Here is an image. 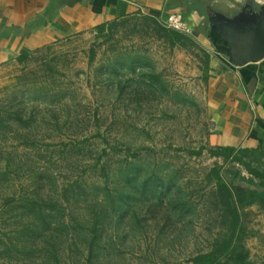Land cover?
I'll list each match as a JSON object with an SVG mask.
<instances>
[{
  "label": "rangeland",
  "instance_id": "1",
  "mask_svg": "<svg viewBox=\"0 0 264 264\" xmlns=\"http://www.w3.org/2000/svg\"><path fill=\"white\" fill-rule=\"evenodd\" d=\"M189 31L140 13L0 64V264H197L238 236L264 264V208L234 231L216 176L252 177L215 154L228 58Z\"/></svg>",
  "mask_w": 264,
  "mask_h": 264
},
{
  "label": "crops",
  "instance_id": "2",
  "mask_svg": "<svg viewBox=\"0 0 264 264\" xmlns=\"http://www.w3.org/2000/svg\"><path fill=\"white\" fill-rule=\"evenodd\" d=\"M180 13L189 30L225 49L211 93L222 111L217 146L264 147V58L232 62L221 22L251 23L264 14V0H0V64L54 36L68 35L135 14ZM220 51V50H219Z\"/></svg>",
  "mask_w": 264,
  "mask_h": 264
},
{
  "label": "trees",
  "instance_id": "3",
  "mask_svg": "<svg viewBox=\"0 0 264 264\" xmlns=\"http://www.w3.org/2000/svg\"><path fill=\"white\" fill-rule=\"evenodd\" d=\"M28 51L23 49L21 55H26ZM215 154L223 155L237 163L243 164L252 177L245 178L241 172L234 167L225 168L222 171L216 170L218 180L226 187L233 205V230L241 228L243 221L242 213L244 209L254 203L264 208V171L253 167L244 155L253 154L257 151L264 153V147H240L236 148L230 145H219ZM257 179V181H256ZM243 182H246L243 184ZM240 233V231H239ZM238 242L230 238L221 249L207 253H201L193 258L197 264H248L247 253L241 244V236L237 237Z\"/></svg>",
  "mask_w": 264,
  "mask_h": 264
},
{
  "label": "water",
  "instance_id": "4",
  "mask_svg": "<svg viewBox=\"0 0 264 264\" xmlns=\"http://www.w3.org/2000/svg\"><path fill=\"white\" fill-rule=\"evenodd\" d=\"M220 31L228 42L232 62L243 65L248 60L257 62L264 58V14L255 22H221Z\"/></svg>",
  "mask_w": 264,
  "mask_h": 264
},
{
  "label": "built area",
  "instance_id": "5",
  "mask_svg": "<svg viewBox=\"0 0 264 264\" xmlns=\"http://www.w3.org/2000/svg\"><path fill=\"white\" fill-rule=\"evenodd\" d=\"M166 26L180 32H190L180 13L165 12L160 15Z\"/></svg>",
  "mask_w": 264,
  "mask_h": 264
}]
</instances>
